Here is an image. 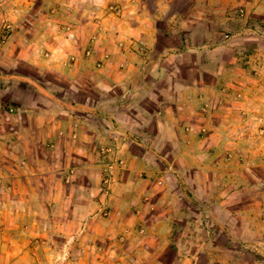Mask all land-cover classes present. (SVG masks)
<instances>
[{"label":"crops","instance_id":"crops-1","mask_svg":"<svg viewBox=\"0 0 264 264\" xmlns=\"http://www.w3.org/2000/svg\"><path fill=\"white\" fill-rule=\"evenodd\" d=\"M71 1L75 3L68 10L71 18L67 23L55 20L52 40L44 49L65 56L59 59L64 72L70 69L75 74L92 69L97 75L113 73L121 84L133 78L136 83L127 90L135 94L129 109L134 117L126 120L114 110L110 113L115 121L103 123V118L89 112L101 113L100 106L106 107L105 95H101L97 106L73 111V107H63L52 94L42 103L40 89H33L32 96L37 95L35 99L21 97L14 108L0 111V264H135L133 261L137 259L133 256L137 253L144 254L146 264H155L148 258L155 254L159 240L168 237L174 218L178 219L183 231L188 224H193L197 233L202 231V237L206 238L208 234L210 237L209 247L188 251L183 255V264H242L237 261L246 259L245 253L250 258L243 264H264V178L253 172L258 173V168L264 166L260 162L264 152L254 156L241 150L222 151L232 143L240 146L248 143V139L242 136L230 138L219 130L223 122H230V119L231 126H246L247 119L240 113L250 106H257V112L263 111L259 87L241 91L240 97L236 93H221L217 97L207 91L204 78L176 85L166 77L179 72L178 61L167 63V57L158 58L157 68L152 69L141 55L150 53L154 29L144 26L134 30L133 26L131 29L142 39L139 41L135 36L129 38V45L122 40L117 43L118 38H106L110 34L104 23L106 18L102 7L95 5L100 1L94 4L89 0ZM120 30L122 27L114 29V35L119 33L117 36L121 37ZM93 32L97 35V39H93L97 45L93 48L108 54L102 63L98 62L97 54L84 53L85 50L93 51L89 44ZM144 40H148L147 46ZM166 45L174 46L170 42ZM38 48L43 49L35 44L29 59L33 64L44 62L35 54ZM114 50L119 54L118 58L113 54ZM127 51L132 60L126 62ZM174 55L179 59V53ZM149 56L154 59L155 52ZM37 60L40 61L35 62ZM59 63L50 65L58 67ZM243 76L249 78L250 75L245 73ZM104 81L100 83L105 85ZM96 92L100 93L99 90ZM3 97L10 98L8 94ZM146 97L159 105L144 103ZM256 98L257 101H253ZM222 104L229 109L224 111ZM224 112L231 115L226 118ZM233 115H237V122L231 117ZM258 122L264 124V117L261 116ZM139 125L146 129L147 141L161 154H143L132 148L131 135L140 130L136 127ZM118 127L119 136H116L114 132ZM200 128L211 131L204 130L201 136L195 135ZM122 138L129 146L122 148L124 153L119 156L120 161L113 163L114 190L129 191L127 195H132L138 186H155L160 179L167 197V214L151 222V227H157V235L153 233L144 239L137 233L139 224H145L142 218L128 221L126 214L114 217L119 215V208L126 207L122 200L104 201L102 195L94 197L100 190V176L96 175L100 164L92 146L96 145L97 139L113 142ZM138 164L148 177L141 174ZM169 167H174L181 176L179 181L169 173ZM176 181L182 183L176 185ZM184 189L189 190L191 199L184 198L185 208L175 217V197L178 195L182 200ZM107 207L108 216H102L101 211ZM128 224L131 234L120 232L118 239L113 240L119 244L128 238V245L123 249L106 246V226L126 228ZM159 225L162 226L160 229ZM206 225L210 226L207 230ZM219 237H223L226 244L218 243ZM200 256L205 257L203 263L198 261Z\"/></svg>","mask_w":264,"mask_h":264},{"label":"rangeland","instance_id":"rangeland-1","mask_svg":"<svg viewBox=\"0 0 264 264\" xmlns=\"http://www.w3.org/2000/svg\"><path fill=\"white\" fill-rule=\"evenodd\" d=\"M89 2L90 4L99 2L95 5L103 9L104 18H106L104 23L108 25L107 31L110 33L107 34V39L115 37L118 38L117 43L122 40L129 45V38L133 39L136 36L139 41L142 39V36L131 29L133 26L134 30L144 26L154 29L155 35L150 37L154 42L150 53L154 54L155 52L156 59H152L149 56L150 53L141 55L147 59L148 63L146 64L152 69L157 68L158 58L167 57V63L178 61L179 72H168L172 73L167 74L168 81L181 85L192 83L197 78L199 80L204 78L208 84L207 91H212L217 97L221 93L232 95L236 93L240 97L241 91H250L259 87L263 111L257 112V106H250L251 108L246 112L243 110L240 113L247 119L246 126L243 124H236V127L231 126L230 119V122H223L224 125L219 130L230 138L242 136L246 140L248 139V143L241 146L232 143L228 145L230 148L223 147L222 151L241 150L254 156L258 152H264V124L258 122L261 116L264 117V0H89ZM134 3H137L138 7L134 6ZM72 5L75 3L71 0H0V111L3 113L5 110L14 108L16 104L20 103L21 97L26 100L35 99L37 95L32 96L33 89L42 91V95L38 92L42 103L47 102L45 100L52 94L57 96L63 107L68 105L69 109L74 108L73 111H80L82 107L97 106L101 102V98L96 96L98 95L96 91L99 90L100 82L104 79L103 91L111 92L110 95L103 98L107 101L106 107L100 106V114L95 110L89 113L103 118V123L109 120L114 122L115 118L110 112L115 110L121 117L130 121V118L134 117V113L129 109L133 104L135 94L132 90L127 89L136 83L133 78H128L125 80V84H121L122 82H118L112 76L113 73L97 75L92 69L81 70L75 74L70 69L68 72H64L59 59L65 56L56 53L55 50L44 49L45 45L52 40V25L55 20L67 23L71 18L68 10ZM95 19H99V17H95ZM118 27H122L120 30L122 38L117 36L119 33L114 35V29ZM98 34L101 33L98 32ZM92 35L89 44L93 51L85 50L84 53L93 56L97 54L98 62L102 63L108 54L93 48L97 45L93 40L97 39L96 32H93ZM148 40H144L145 46H147ZM169 42L174 46L167 47L166 44ZM35 44L43 47V49L38 48L35 54H38V57L44 59L43 61L46 63L40 64L38 62L40 60L35 61L38 62L37 64L30 62L29 59L33 55ZM127 52L126 62L132 60L130 51ZM174 53H179L181 58L176 59ZM113 54L118 58L119 54L115 50ZM69 57L70 59L74 58V56ZM201 59H204L203 63L200 62ZM56 62L59 63L58 67L50 65V63ZM117 67L122 68L120 65ZM245 73L250 75L249 78L243 76ZM115 83L120 84L114 85ZM5 94H8L10 98L4 99L3 95ZM253 101L256 102L257 98ZM143 102L153 104L155 101L146 97ZM154 105L157 106L159 103L155 102ZM222 108L226 111L229 106L222 104ZM224 115L228 118L227 116L231 114L224 112ZM231 117L236 119L235 122L238 121L237 115ZM105 126L108 127L107 124ZM136 127L140 130L131 135L134 140L131 144L132 148L143 154H161L159 150H156V146L147 141L149 138H147L146 129L140 125ZM119 130V127L116 128L117 132H114L117 134L116 136H119ZM204 130L211 131V129L200 128L194 133L201 136ZM136 133L138 136H135ZM96 145L92 146V150L99 159L100 166L96 169V175L100 176V190L94 197L98 198L102 195L104 201L122 200L126 207L119 208V215H114V217L126 214L128 221L140 217L145 224L138 226L139 237L144 239L153 233L157 235V227H151V222L155 218L160 219L169 210L165 203L167 197L164 186L161 184L162 180L158 179L155 186L154 184L140 185L136 191H132V195H127L129 191L114 190L115 167H113V163L116 160L120 161L119 156L124 153L122 148L129 146V142L124 138L113 142H103L102 140L100 142L97 139ZM260 162L264 163V158ZM137 167L141 171L139 164ZM262 168L264 166L258 168V173L253 170L256 175L250 171L249 173L252 177L255 175L264 178ZM168 169L177 181L181 179L174 167ZM141 174L148 177L144 170L141 171ZM141 174L139 175L141 176ZM177 181L176 185L182 183ZM260 181L262 182V180ZM183 194L185 197H182V200L178 195L175 197V217L180 215L179 210L185 208L183 206L184 198L191 199L188 189H184ZM106 210L109 208L101 211L102 216H108ZM110 226H106L108 228L104 238L107 241L106 246L111 249H123L128 245L130 239L125 238L119 244H115L113 240L118 239L120 232L122 235L131 234L130 228H128L130 224L126 228L124 226L120 228L118 225ZM158 227L160 229L162 226ZM204 228L207 230L210 226L206 225ZM134 229L135 227H133ZM201 232L197 233L193 224H188L183 231L178 219L174 218L173 227L170 226L168 237L159 240L154 248L155 254L148 260H153L155 264H183V255L188 251L193 248L203 250L209 247V234L205 238L202 237ZM218 243L224 245L226 241L223 237H219ZM134 257L137 259L133 261L135 264L138 262L140 264V261L141 264H146V257L143 253H137ZM243 257L246 259L240 258L237 262L243 264L250 258L247 253L243 254ZM204 259V256H200L198 261L203 263Z\"/></svg>","mask_w":264,"mask_h":264},{"label":"trees","instance_id":"trees-1","mask_svg":"<svg viewBox=\"0 0 264 264\" xmlns=\"http://www.w3.org/2000/svg\"><path fill=\"white\" fill-rule=\"evenodd\" d=\"M103 86H105V85H103V84H101V85H99V91H100V93L98 94V95H96L99 99H100V97H101V95L103 94V95H110L111 94V92L110 91H108V92H105V91H103ZM112 90V89H111ZM98 99V100H99Z\"/></svg>","mask_w":264,"mask_h":264},{"label":"built area","instance_id":"built-area-1","mask_svg":"<svg viewBox=\"0 0 264 264\" xmlns=\"http://www.w3.org/2000/svg\"><path fill=\"white\" fill-rule=\"evenodd\" d=\"M71 172V171H70Z\"/></svg>","mask_w":264,"mask_h":264}]
</instances>
